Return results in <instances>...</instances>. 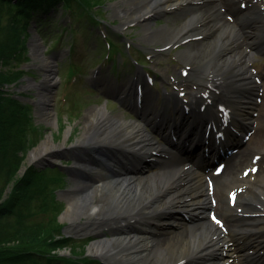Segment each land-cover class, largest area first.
<instances>
[{"label": "bare ground", "instance_id": "bare-ground-1", "mask_svg": "<svg viewBox=\"0 0 264 264\" xmlns=\"http://www.w3.org/2000/svg\"><path fill=\"white\" fill-rule=\"evenodd\" d=\"M169 1L174 2L163 6ZM188 1L190 0H138L135 2L132 16L139 12L140 15H145L158 8L169 9L184 2L189 3ZM207 3H210L209 10L204 13H190L189 16L183 17V20L172 22L154 33L150 31L151 33L145 36L152 40L160 38L169 43L181 34L194 32L196 28L205 30L208 20L212 21L217 14L213 9L221 4L225 6L234 18L231 22L224 18L223 12L217 10L219 20L215 18L211 25L219 30V33L211 40L209 36V41L202 44L201 55L197 59L201 61L198 62L199 67L192 72V76L198 81L199 91L216 82L220 90L218 99L233 107L239 118L235 119V123L246 128L248 121L251 120L250 111L256 110L254 107L258 105L248 97L250 93L247 90L248 85L253 91L256 87L248 65L252 61L253 51L264 50V11L257 5L258 8L255 10L238 11L232 0H212ZM116 11L119 15L123 14L118 9ZM208 15L210 19L206 17ZM206 18L208 20L205 21ZM146 23L147 21L144 25H147ZM232 38H238L242 48H233L234 45L229 42ZM40 48V43L33 42V55L41 57L43 79L38 83L30 81L28 86L37 89L38 113L43 119L53 122V112L49 104L53 96L51 84L54 80V57L41 56ZM248 48L251 52L247 50ZM219 50L224 53L213 65H199L206 58L216 57ZM185 53L186 56L192 54L187 51ZM120 94L126 103L136 102V93L133 92L130 83L123 87ZM167 99L168 103H174L171 96ZM201 100L200 96L193 94L192 103L197 105V101ZM178 104L177 99L175 105ZM135 109L140 110L137 103ZM177 114H181L180 111ZM162 115L163 113L158 114L157 110L148 104L141 114H137L135 120L125 119L122 113L109 114L103 107L89 114L84 131L75 145L78 146V151L83 150L85 153L86 150H90L88 153L93 155L85 153L83 157L78 156V180L71 185L74 194L66 196V209L62 214L63 220L69 221V230L89 233L96 237L88 248L89 252L101 257L108 264H181L184 258L187 261L183 264H206L208 261H210L208 264L236 262L264 264V217H260L261 214L258 213L259 211L264 213V176L253 185V188L263 192H251L243 198L248 200L245 205H250L246 210L255 211L256 214L245 218L239 215L241 218L239 219L229 214L230 209L227 211L217 209V212L227 218L225 224L227 231L219 229L205 217L204 210L209 207L205 173L201 171L196 161L192 160V156L178 149H175L176 152L165 139L160 142L152 135L155 132L151 122L154 121V117ZM258 117L264 123V109ZM166 122V128L171 127L173 122L176 123L175 126L179 123L172 119H166ZM188 125L189 123L180 126L184 128ZM149 127L152 130H149ZM183 131L182 129V133ZM178 139H181L180 136ZM48 149L49 146L44 143L31 153V157L35 158L38 153L42 154V157L49 155ZM153 152L165 154L161 157ZM95 156L106 161L107 167L95 166L97 165ZM145 156L160 160L157 171L146 172L149 165L138 167L130 165L134 160ZM120 157L126 162H122ZM232 162L233 159L228 160L229 166L226 170L224 167L220 179L216 178L213 188L219 201L224 204L226 200L224 189L231 187L234 182H239L235 180L236 176L230 175L234 167ZM125 167L131 170L128 171ZM228 169L229 175L221 179ZM258 193L261 198L257 197ZM253 196L261 200L263 210L258 211L252 207L250 202ZM174 208H182L192 220V224L167 235L168 233L161 232L160 228L165 229L167 226H163L164 220L174 218L173 213L179 211ZM180 224L178 222V226Z\"/></svg>", "mask_w": 264, "mask_h": 264}, {"label": "rangeland", "instance_id": "rangeland-1", "mask_svg": "<svg viewBox=\"0 0 264 264\" xmlns=\"http://www.w3.org/2000/svg\"><path fill=\"white\" fill-rule=\"evenodd\" d=\"M135 2H138V0H103L100 6H92L90 8L91 11H97V9L100 10H98L99 12L97 13L99 14L98 18L101 19L102 24L101 26L97 27L102 28L104 24H106L108 27H110V29L112 28L115 34L117 31H120L122 34H124L123 36H121L120 33V36L113 35L109 28L105 26L108 35H110L114 41L120 43L122 42L120 45L121 49L123 51H128L127 57L124 58H121L116 49L113 50V48H111L112 54L107 55V58L104 57L107 49H104L103 40L100 37H97L96 28L95 26H92L95 24L91 22L89 17L86 18L89 13L76 16V18L74 17L73 21L76 30L72 35L68 31L63 30V26L68 24L67 22L69 17L68 12H65L61 7L57 8L56 10L50 9L47 13H45L46 15H49L46 23L41 25V30L48 32L45 34V36H41V33L35 31L34 27L31 26L34 24L32 20V23L29 27L30 36L27 38L26 42V56L28 59L13 62L11 68L9 66H6L7 68L5 67L7 69L5 71L7 72H12V70H18L20 68L25 69L26 71L28 70V72L19 78L18 81H10L9 83L2 85L1 90L5 97L16 95L11 93L12 91H16L23 95L21 99L26 102L38 101L37 89L32 86H28V82L31 81L32 83H38L43 79V72L40 67L41 57L37 58L33 55V42L40 43L41 56L54 57V80L52 81L54 87L52 88V100L49 104V107L53 112L54 120L53 122H49L46 119H43V117H41V115L38 113L36 106L31 108L30 111L32 119L35 123V127L32 128L34 130L28 129L26 132V137L24 140H29V142L26 143L28 147H26L25 150L19 151L17 153L19 156L24 157L23 165L21 169L18 170V175L22 176V174L25 172L26 166L29 164H40L44 158H49L53 160L55 165H60L62 167L70 163V159L66 152L65 154L59 153V157H51L50 154L42 157V154L38 153L36 154L35 158L31 157V153L34 150L36 151V149H38L44 143L47 147L49 146L50 150L48 149L49 151L47 152L50 153L52 150L69 147V145L78 142L77 140L84 131L83 129L85 127V122L89 118V114L91 115L93 111H96L101 107H103L105 111L110 114L122 113L125 119H136V116H134L132 111H129V109L121 106V104H119L114 98L115 96L109 95L111 94L109 89L105 90L106 83H112V80L119 82L124 86L130 83L129 81L133 76V72H135V68H133L130 58L143 60L144 66L142 68H148L152 70V72L148 73L150 75L154 74V83L151 85L148 84L147 88L150 89L149 92L153 98H156V96L158 97L159 94L163 95L164 90L166 89L167 93H172L177 90L184 91L185 94L183 97L189 100V96L192 91H197L196 89L198 86V81L196 77L192 76V74L183 77L179 74V71L186 66L192 69L198 67V62L201 61V59L197 60L200 58L199 55H201V46L209 40L201 38L196 40L191 39L184 45L177 47L171 46L169 49L163 51H157L154 48H144L145 50L143 51L145 53L137 52L136 49L132 48L131 46L123 44L125 36L129 38L128 42H136L147 46H151L150 44L153 43H146V40H144V38H146L144 30L146 29L143 27L141 21H139V23H137L135 26L128 25V23L135 18L132 16L134 14L133 12L135 11ZM232 2L236 7V0H232ZM253 4L261 5V7L264 8V0H255ZM209 5L210 3L200 7V12L209 10ZM223 7L225 8L224 13L227 12L228 15V17H225L227 15L224 14V18H232L231 13L227 11L225 6ZM116 9L122 11L123 14L119 15ZM218 9H220L218 6L213 9V11L217 14L212 19V21L215 20V18L219 20L217 12ZM177 12L178 11L168 12L161 15L160 17L149 20V27L152 29H160L164 25L168 26V24H172V22L177 23L183 20V17L179 16ZM206 17L209 18V15ZM207 18L205 20H207ZM211 22L206 25L209 27V30H211V27H214L210 25ZM85 24L87 25V28H85ZM77 25H81L80 28H78ZM217 33H219V30H217L215 34ZM212 38L213 37H210V40ZM70 39H73V43L75 44L73 47V52L69 56L68 43ZM154 42L155 44H153L152 47H158L162 44L160 43L157 45L158 42ZM186 51L192 54L190 56H186ZM146 53L150 54L149 58H145ZM115 63L117 66H115ZM250 66H252V68L254 67L256 74H258L261 79L264 78L263 49H257L256 51H253V58ZM68 70H72V73H68ZM95 70L98 71L96 75H94ZM136 70H139V68ZM95 78H97V80H95ZM92 83L97 87V89L92 87ZM257 92L254 91V93ZM263 95L264 82L262 80V94L260 96V102H258L255 114L253 115L254 118L257 117V120L253 118L254 132L245 141L244 145L242 146L241 153L233 158L235 159L234 163H237V165L235 166V164H232L234 167L231 169L232 174L230 175H239L242 167L245 166V164L246 166L249 165L246 162L249 161L251 155L253 154H260L262 161L264 162L262 156L264 153V123L262 120L258 119V115L261 114L264 109ZM252 99H256V95H252ZM153 101L156 100L153 99ZM160 105L163 104L160 103ZM169 113L171 114L170 110ZM257 113L258 115L255 116ZM36 125H41V128H39L40 130ZM239 133L241 134L242 132ZM154 137L159 140L157 135ZM14 141L15 138L10 142V147L14 145ZM258 165V171L254 174L249 173V175L246 177L247 179L257 181L264 176L263 172L261 173L262 164L260 159ZM156 170L157 166L154 165V167L149 169L147 172H153ZM227 175H229V170L227 171ZM13 184L14 181H10L4 188L5 184H3V186L0 183V190H2L0 195H2V199L5 200L8 197V192L11 191V186ZM58 199L63 202V207L57 216V220L62 225L61 232L64 234V236L73 239V243L60 250V253L68 255L70 252H72L77 256H95L89 252L88 248L90 244L96 239V237H94L92 234H86L78 231L76 232L75 230L71 232V230L68 228L69 221H65L62 218V214L66 209V202H64L65 200L63 199ZM235 206H240L237 208H241V204H239V202H237ZM44 215L46 218L48 217L46 214H40L35 219H37V221H40V219L43 221ZM169 222L173 221L170 220ZM188 224V222L182 221V224L179 226L168 227L161 232L166 231L168 233L167 235H169L170 232H177L179 229L187 228ZM236 264L240 263L236 262Z\"/></svg>", "mask_w": 264, "mask_h": 264}, {"label": "trees", "instance_id": "trees-1", "mask_svg": "<svg viewBox=\"0 0 264 264\" xmlns=\"http://www.w3.org/2000/svg\"><path fill=\"white\" fill-rule=\"evenodd\" d=\"M102 2L103 0H0V183L5 184V188L10 181H14L8 197L4 200L0 195V264L99 263L85 255L60 253V250L73 243V239L61 232L62 225L57 220L63 207V202L57 198V191L66 186V173L56 166L39 168L30 164L26 166L22 176L18 175L24 157L17 153L28 147L26 143L29 140H24L26 132L35 127L30 111L32 107L17 97L20 93L16 91L11 92L16 95L5 97L1 86L10 81H18L28 72L21 68L12 72L5 70L6 66L11 68L13 62L28 59L26 42L30 36L32 20L41 36H45L48 32L41 30V25L49 18L45 13L60 4L71 19L70 24L64 25L63 29L73 34L74 17L90 14V8L100 6ZM81 25L77 26L80 28ZM71 41L70 39V48ZM36 126L41 128V125ZM14 138V145L10 147ZM1 192L2 190L0 194ZM40 214L48 217L44 215L43 221H37L35 218Z\"/></svg>", "mask_w": 264, "mask_h": 264}, {"label": "water", "instance_id": "water-1", "mask_svg": "<svg viewBox=\"0 0 264 264\" xmlns=\"http://www.w3.org/2000/svg\"><path fill=\"white\" fill-rule=\"evenodd\" d=\"M37 165L46 166V165H53V164H50V163L48 164L46 162H41V164H37ZM69 175H71L74 178L73 179L74 182H75V180H78V168L74 169L72 172L70 171ZM70 194H74V192H72L71 187H68V188H65V189H63V190H61L59 192L58 198L65 200L64 202L67 203L66 196L70 195ZM64 229H65V227H64Z\"/></svg>", "mask_w": 264, "mask_h": 264}, {"label": "snow or ice", "instance_id": "snow-or-ice-1", "mask_svg": "<svg viewBox=\"0 0 264 264\" xmlns=\"http://www.w3.org/2000/svg\"><path fill=\"white\" fill-rule=\"evenodd\" d=\"M254 171V170H253ZM247 175V173H245ZM213 219H215V217H213ZM217 223H219V221H217Z\"/></svg>", "mask_w": 264, "mask_h": 264}]
</instances>
